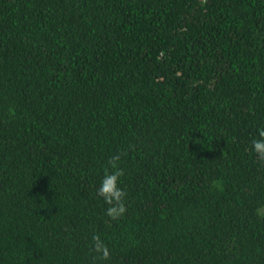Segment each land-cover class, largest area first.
<instances>
[{"label":"trees","instance_id":"obj_1","mask_svg":"<svg viewBox=\"0 0 264 264\" xmlns=\"http://www.w3.org/2000/svg\"><path fill=\"white\" fill-rule=\"evenodd\" d=\"M260 129L264 0H0V264H264Z\"/></svg>","mask_w":264,"mask_h":264},{"label":"clouds","instance_id":"obj_2","mask_svg":"<svg viewBox=\"0 0 264 264\" xmlns=\"http://www.w3.org/2000/svg\"><path fill=\"white\" fill-rule=\"evenodd\" d=\"M253 151L264 158V129H260L258 136L253 137L251 141ZM119 156H114L108 162L110 171L106 167L103 173V178L100 181L99 187L96 189V195L103 199L107 208V215L118 220L127 211L125 199L127 193L122 188V177L124 170L119 167ZM94 249L99 260L109 259V249L99 235L93 236Z\"/></svg>","mask_w":264,"mask_h":264}]
</instances>
